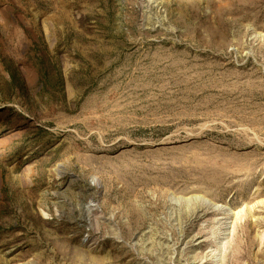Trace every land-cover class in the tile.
I'll use <instances>...</instances> for the list:
<instances>
[{
	"label": "rangeland",
	"instance_id": "obj_1",
	"mask_svg": "<svg viewBox=\"0 0 264 264\" xmlns=\"http://www.w3.org/2000/svg\"><path fill=\"white\" fill-rule=\"evenodd\" d=\"M0 264H264V0H0Z\"/></svg>",
	"mask_w": 264,
	"mask_h": 264
}]
</instances>
